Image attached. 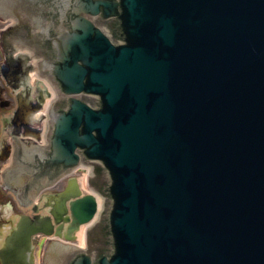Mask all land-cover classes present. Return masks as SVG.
I'll list each match as a JSON object with an SVG mask.
<instances>
[{
  "label": "water",
  "instance_id": "1",
  "mask_svg": "<svg viewBox=\"0 0 264 264\" xmlns=\"http://www.w3.org/2000/svg\"><path fill=\"white\" fill-rule=\"evenodd\" d=\"M22 1L60 20L44 164H103L68 263L264 264V0Z\"/></svg>",
  "mask_w": 264,
  "mask_h": 264
},
{
  "label": "flooded vegetation",
  "instance_id": "2",
  "mask_svg": "<svg viewBox=\"0 0 264 264\" xmlns=\"http://www.w3.org/2000/svg\"><path fill=\"white\" fill-rule=\"evenodd\" d=\"M8 25L9 21L0 17V164L4 160V156L9 152L8 141L11 139L10 136L13 135V131L15 130L14 115L18 105V93H15L12 88V85L15 83L8 82L4 76V74H8V69L13 64V52L11 51V53H7V50L4 47L1 39V31ZM17 58V81L20 83V86H23V88L26 89L27 86H29V74L32 71V64H27L23 59H20V57ZM31 92H33L32 101L29 105H31L32 109L37 110V108L42 104V92L39 87L34 88V90ZM8 196L9 195L7 191L1 187L0 204L6 203L8 201ZM20 219L21 217H18L16 222H18ZM11 223H13L12 216L4 217L0 213V229L4 227L6 228ZM0 264H17L14 258V251L7 243L0 246Z\"/></svg>",
  "mask_w": 264,
  "mask_h": 264
},
{
  "label": "bare ground",
  "instance_id": "3",
  "mask_svg": "<svg viewBox=\"0 0 264 264\" xmlns=\"http://www.w3.org/2000/svg\"><path fill=\"white\" fill-rule=\"evenodd\" d=\"M88 170H90V167L88 168ZM83 239V236H82V234H81V240Z\"/></svg>",
  "mask_w": 264,
  "mask_h": 264
}]
</instances>
